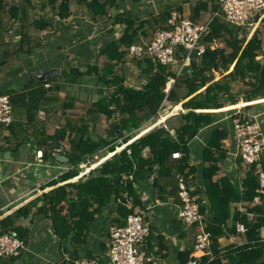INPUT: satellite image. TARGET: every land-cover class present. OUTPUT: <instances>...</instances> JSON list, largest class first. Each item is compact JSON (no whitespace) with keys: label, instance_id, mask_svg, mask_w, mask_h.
Here are the masks:
<instances>
[{"label":"trees","instance_id":"obj_1","mask_svg":"<svg viewBox=\"0 0 264 264\" xmlns=\"http://www.w3.org/2000/svg\"><path fill=\"white\" fill-rule=\"evenodd\" d=\"M73 1L84 6L92 21L125 24L121 36L102 49L101 55L105 56L107 62L101 73L98 70V60L85 73L77 67H72L65 73V82L70 83L84 75L96 74L98 81L108 86V92L92 101L86 115H66V108L70 109L76 99L66 96L60 109L53 107L55 105L52 104L58 99L54 93L60 86H53V90L49 91L46 84L53 78L48 81L33 80L22 91L7 92L13 119L9 124L0 122L9 131V139L19 147L28 134V123L42 125L45 122L46 119L38 118L39 110L44 109L47 116L57 111L65 115V124L58 125L53 134L38 137L37 146L43 148L45 157H54V153L60 149V153L71 165L51 184L76 176L80 165H83L82 168L90 166L91 162H97L107 152L115 151V140L118 138L125 142L130 140L137 134L142 123L143 116L139 115L141 111L156 117L167 102L171 107L177 102H183L186 112L179 115L180 125H172L171 118H168L166 126L158 125L150 129L106 158L90 174L57 185L0 219V234L15 233L25 245L28 241L27 230L17 222L35 208V212L44 214L51 222L52 232L58 237L60 247L75 252L76 256H67L69 263L82 257L95 258L91 251L82 253L80 250L87 244L91 224L102 209L107 208L106 214L113 227L125 225L128 215L138 212L137 207H143L136 188L145 177H152L153 184L164 190L167 186L161 185L162 180L175 174L176 180L172 186L167 187L166 195L179 198L177 176L181 175L190 185L188 177L193 170L189 165L188 144L202 128L213 121L211 112L201 110L223 107V98L226 96L232 103L236 102L239 95L247 101L257 96L264 97V17L247 38L246 34H236L237 26L225 20L220 5L217 6L218 14L208 23L200 38L205 50L197 58V67L190 72L181 73L176 72L173 65H162L148 55L135 57V63L149 74V78L139 87L126 85L124 78L112 70L111 62L123 58L131 45L140 43L139 34L150 37L145 26L150 27L154 35L158 30L167 28L171 11L169 7H164L163 11L146 21H135L126 11L112 13V9H118L119 2L123 0H36V3L34 0H0V44L5 41L9 30L14 31L19 27L21 31L17 34L18 37L14 33L9 40L6 39L11 42L14 37L17 38L11 55L21 52L28 56L33 54L43 44L42 39L33 32L46 29L50 22L35 19L30 23L29 12L36 5L49 6L56 12L57 18L67 19L72 14ZM220 42L223 45H216ZM187 54V49L178 46L174 53L175 61L183 63ZM3 62L4 59L0 60V65ZM215 72L221 75L218 80H214ZM169 77H173L174 82L167 89ZM234 82L241 84L235 93L231 92ZM103 118L108 123L107 127L102 133H97L96 126ZM224 135L223 129L216 128L203 148V158L207 162L204 169L208 172L206 201L211 206L212 213H206L207 206L203 199L197 200L200 202L206 229L211 232V241L207 252L199 257L197 264H264V195L257 204H252L258 194L259 170L264 169V165L259 166L258 161L245 167L240 182L232 183L228 176L209 182L217 168L216 163L225 156L226 149L221 142ZM65 139L69 142L68 148L61 147V141ZM48 140H52V143ZM175 151L181 152L180 158L172 157ZM191 193L196 195L194 191ZM233 202H242L246 209L239 210L232 205ZM237 223L245 225V232L237 230ZM194 229L196 230L195 227ZM239 235L242 239L240 243L223 245L220 240L222 237ZM192 250L193 247L183 253L182 264H187ZM21 254L0 256V264H12ZM97 259L102 260L99 256Z\"/></svg>","mask_w":264,"mask_h":264},{"label":"crops","instance_id":"obj_2","mask_svg":"<svg viewBox=\"0 0 264 264\" xmlns=\"http://www.w3.org/2000/svg\"><path fill=\"white\" fill-rule=\"evenodd\" d=\"M34 2L36 3V0ZM217 6H219L218 0H140L138 2L123 0L119 2L118 9L115 8V13L126 11L132 16L133 20L146 21L158 14L159 11H163L164 7H169V10H180L197 25L207 26L213 17L218 14ZM71 11L72 14L67 19L57 18L56 12L49 6L40 7L36 5L29 12L30 23L35 19H45L50 22L46 29L33 32L42 39L43 44L29 56L23 52L11 55L13 53L12 49L16 46L17 38L14 37L11 42L5 38V41L0 44V54L2 53L0 60H3L4 51H8L9 55L4 58V62L0 65V93L7 95V92L11 91L19 92L33 80L43 81L37 79L30 72L35 68H41L44 71L59 70V73L49 77L53 79H46L49 80L46 86L49 87V91L53 90V86H60L54 93L58 99L57 102L52 104L55 105L53 107L60 109L66 96H72L76 99L70 109L66 108V115H86L85 113L90 109L92 101L108 92V86L99 82L96 74L84 75L74 83H70L65 82V79H67L65 73L72 67H77L85 73L88 67L92 66L97 60L99 61L98 70L101 73L107 62L105 56L101 55L102 49L110 41L121 36L125 24L112 25L104 20L92 21L85 12L84 6L78 5L75 1L71 4ZM242 28L243 30L236 31V34H246L247 38L256 29L253 28L248 33V28ZM145 29L146 32L149 31L150 37L147 38L139 34L140 43H147L154 36L150 27L145 26ZM20 31V28L16 27L14 30L15 35L17 36ZM216 45L221 46L223 43L220 42ZM133 58L135 57L130 56L127 52L123 58L112 60V70L124 78L126 85L139 87L149 78V74L143 72ZM176 63L181 64L180 72L185 65L189 64V61ZM219 78H221V75L215 72L214 80ZM170 85V83H167L168 87ZM240 86V83H232L231 92L235 93ZM203 89L204 87L201 88V90ZM223 101L224 106L221 108L201 110L211 112L213 121L210 125L202 128L188 144L190 148L189 165L193 167L188 177L189 187L191 191L196 192V199L201 198L204 200L207 206L206 213L208 214L212 213V208L206 201L205 184L208 172H205L204 169L207 162L203 158V148L210 141L212 132L216 128L225 131L221 142L226 150L224 159L216 163L217 168L210 176L209 182H214L222 176H228L232 183L240 182L245 167H247L239 161L241 160L238 156L239 145L233 129V108L236 105L248 102L243 107V111L260 114L264 137V97L257 96L247 101L239 95L238 98L236 97V102L232 103L226 96ZM182 103L173 104L177 108L171 112L173 106L171 107L170 103L167 102L166 107L156 117L150 116L146 111H141L139 115L143 116V120L140 128L136 131V135H133L127 142L118 138L115 140V151L107 152L97 162H91L90 166L82 168L83 165H80L76 176L59 181L55 185L51 183L58 176L65 173L71 165L66 157L60 153V149L54 153V157L43 155L42 158L36 156V150L41 149L37 146L38 137L53 134L58 125L65 124V115L61 111H57L55 114H48L47 116L44 109L39 110L37 116L39 119H46L45 122L42 125L36 122L28 123L26 126L28 134L19 147L9 139V131L0 124V219L29 203L43 192L90 174V171L106 158L141 137L150 129L158 125H164L168 118H171L172 125H180L179 115L186 112ZM40 111H44L45 114L41 116ZM107 124L106 119L103 118L97 124L95 131L102 133ZM48 141L52 143V140ZM61 143V147H69L67 139L61 141ZM11 147H15V149H11ZM258 161L259 166L264 165V147ZM175 180V174L168 175L166 179L162 180L161 185L164 187L172 186ZM167 187L160 190L159 187L153 184L152 177L147 176L140 181L136 188L143 205V207H137L136 210L144 214V219L150 226V234L139 246L146 253L153 255L159 264H182L183 253L193 247L195 229L194 226L185 224L178 217L179 198L175 199L173 196L166 195L168 193ZM232 205L238 207L239 210L246 209L242 202H233ZM106 211L107 208L102 209L100 214L95 217L90 227L88 242L80 250L82 253H85L86 250L91 251L95 258L98 256L102 258L100 261L103 264H108L107 253L110 240L108 234H110L112 227ZM17 223L27 230L28 241L21 256L12 264H55L62 260L67 261V256L72 255L70 249H68L70 252L67 253L63 250L64 247H60L61 243L58 237L52 232L51 222L44 214L35 212V208L28 216L21 217ZM262 234L264 235V229ZM240 235L230 236L229 238L222 237L220 240L222 243H240L242 241Z\"/></svg>","mask_w":264,"mask_h":264},{"label":"built area","instance_id":"obj_3","mask_svg":"<svg viewBox=\"0 0 264 264\" xmlns=\"http://www.w3.org/2000/svg\"><path fill=\"white\" fill-rule=\"evenodd\" d=\"M225 20L244 28H256L264 17V0H218ZM206 26L197 25L178 9H173L167 19V28L158 30L151 41L133 44L128 49L132 57L150 56L162 65H174L175 49L182 46L188 54L184 63L189 61V54L196 53L198 58L205 50V45L200 38L206 31ZM14 35L13 29L8 31L6 39ZM173 77H169L171 85ZM170 85V86H171ZM169 86V87H170ZM167 86V89L169 88ZM248 102L236 105L233 115V129L239 145L238 156L245 166L258 162L264 147V137L261 126L260 114L243 111ZM173 106L171 112L176 110ZM43 116L45 113L41 111ZM12 106L8 95L0 94V122L9 124L12 121ZM163 126H166L165 124ZM43 150L37 149L36 156L43 157ZM172 157L180 158L181 152L175 151ZM178 197L180 200L178 217L187 225L196 228L194 232L193 250L187 264H197L199 257L204 255L211 241V232L206 229L204 216L200 211V202L191 193V188L181 176H177ZM258 194L253 199V204L258 203L264 195V170H259ZM252 215V214H250ZM141 211L131 213L123 226H113L110 229L108 264H159L153 255L146 253L139 244L150 234L149 224L144 219ZM237 230L245 232L246 227L237 223ZM25 245L15 233L0 234V256H18ZM55 264H103L97 258H78L72 263L60 261Z\"/></svg>","mask_w":264,"mask_h":264},{"label":"water","instance_id":"obj_4","mask_svg":"<svg viewBox=\"0 0 264 264\" xmlns=\"http://www.w3.org/2000/svg\"><path fill=\"white\" fill-rule=\"evenodd\" d=\"M112 13H115V8L112 9ZM253 28L249 27L247 29V32L249 33L250 31H252ZM240 30H243V28L241 26H237L236 27V31L239 32ZM9 55L8 51H5L2 59L6 58ZM180 63H176L174 64V70L176 72L179 71L180 68ZM197 67V57H196V53L195 52H191L189 54V64L185 65L183 67V69H181V73H185V72H190L192 70H194ZM34 74V76L39 79V80H46L47 78L53 76L55 73H59V70H48V71H44L41 68H35L32 71H30ZM51 89V87H50ZM67 159V158H66ZM110 236V234H108ZM63 250L67 253H69L70 251L67 248H63ZM73 256H76L75 252L71 253Z\"/></svg>","mask_w":264,"mask_h":264},{"label":"rangeland","instance_id":"obj_5","mask_svg":"<svg viewBox=\"0 0 264 264\" xmlns=\"http://www.w3.org/2000/svg\"><path fill=\"white\" fill-rule=\"evenodd\" d=\"M5 53V51L3 52V54ZM41 112V111H40ZM41 115V114H40ZM42 116V115H41ZM227 242H223L222 244L225 245Z\"/></svg>","mask_w":264,"mask_h":264}]
</instances>
